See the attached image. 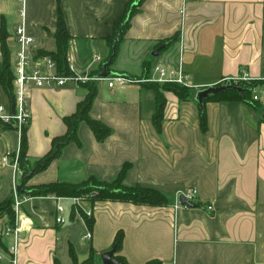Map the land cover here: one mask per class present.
<instances>
[{
  "label": "crops",
  "instance_id": "obj_1",
  "mask_svg": "<svg viewBox=\"0 0 264 264\" xmlns=\"http://www.w3.org/2000/svg\"><path fill=\"white\" fill-rule=\"evenodd\" d=\"M132 1L136 6L109 69L141 77L156 75V66L179 67L190 84L188 96L163 92L157 128L155 91L148 84L94 82L88 114L106 124L109 135L97 140L81 120L77 139L62 145L24 185L80 184L91 177L109 182L127 164L123 184L155 187L168 203L98 199L91 202L88 227L75 214L71 217L70 199L60 200L65 221L56 223L59 200L51 194H24L16 220L14 216L20 229L15 253L10 261L3 256L0 264H74L73 256L82 263L91 252L93 264H101L100 253L111 249L118 231L122 240L113 256L128 264L154 259L161 264H264V108L242 100L208 99L202 126L193 97L196 88L242 72L264 81V0ZM126 7L127 0H0L10 61L17 24L23 23L34 37L36 51H53L61 14L76 70L95 76L111 53ZM162 44L158 55H151ZM87 92L85 84L73 82L28 90L30 119L24 133L31 167L49 153L55 138L67 133L64 118L76 112ZM8 103L0 86V105ZM20 146L17 131L0 126V203L12 194ZM187 187L197 190L193 206L176 204V194ZM87 229L90 240L82 238ZM2 240L7 248L12 244V236Z\"/></svg>",
  "mask_w": 264,
  "mask_h": 264
},
{
  "label": "trees",
  "instance_id": "obj_2",
  "mask_svg": "<svg viewBox=\"0 0 264 264\" xmlns=\"http://www.w3.org/2000/svg\"><path fill=\"white\" fill-rule=\"evenodd\" d=\"M140 1V0H136ZM136 4H133L132 0H127V7L125 8V12L121 17V20L117 23V30L122 26V31L124 27L128 24L129 18L135 8ZM117 34V33H116ZM115 34V35H116ZM8 33L6 30V25L4 20L1 18L0 20V49L2 58L0 60V86L7 95V98L10 102L9 96L12 95L13 92V76L11 71V61H10V52L8 50V46L6 43ZM69 39V35L66 31L65 24L62 18V15L58 16L57 30L54 35L55 40V50L53 51H37V55H47L54 59L57 63L58 69L60 72H67L65 66V55L67 52V41ZM113 40L111 42L112 46ZM111 54V53H110ZM110 56V55H109ZM107 60V59H106ZM233 82V81H232ZM261 81H249L244 82L240 81L237 84L243 88V93L229 89L224 92L218 93L215 96H211L209 99H219V100H242L249 104H253L256 107L260 108V104L258 102L252 101L250 98V92L252 86L260 83ZM155 91V112L153 116V122L155 127H160V122L163 114V109L165 106V97L163 95L164 91H172L179 98H186L188 96V88H185L176 83H146ZM85 86L88 89L87 94L84 99L78 104L76 112L68 117L64 118L65 124L67 125V133L61 137L55 138L52 142V148L49 153L44 156L42 159L38 161V163L44 162V164L52 157H54L58 152L62 145L76 140V127L77 124L84 120L89 128L92 130L96 139L102 141L105 139L109 133L110 128L99 120H95L90 118L88 114L89 106L92 102V99L95 95V87L93 82L85 83ZM201 111V124L202 126L205 124L204 117V109ZM25 132V130H24ZM23 132L21 137V146H20V156H19V166L24 171L21 179L25 178L26 175L31 171V166L26 161L25 156V148H26V140L25 133ZM41 166H37L33 172L38 170ZM128 169L127 164H124L119 170L115 179L109 182L98 181L95 178H89L88 180L80 183V184H72L66 182H51L47 184H41L32 187H25V182L27 178L24 180V184L19 193L28 194L32 196L39 195H48L51 194L55 197H75V196H83L88 194L91 191H96V196L91 199V202L98 199H107L112 201H130L138 204H148L152 206H161L168 203V198L155 187L148 185L135 184L131 186H127L123 184V177ZM32 175V174H31ZM30 175V176H31ZM29 176V177H30ZM28 177V178H29ZM12 196L7 198L5 201L0 203V221L4 220L10 224L14 225V211L12 207ZM73 211L71 212V217L73 218ZM84 221L88 227H90V223L92 221V217L84 216ZM122 240V232L118 231L114 237L111 249H113V253L116 252L121 244ZM0 248L3 251L8 252V248L4 244L2 240V236L0 235ZM117 260L122 261L125 264H128L121 256H114ZM74 264H93V253L91 252V256L89 259L82 263H77L76 258L73 256ZM55 264H58L55 262ZM145 264H161L159 260H149Z\"/></svg>",
  "mask_w": 264,
  "mask_h": 264
},
{
  "label": "built area",
  "instance_id": "obj_3",
  "mask_svg": "<svg viewBox=\"0 0 264 264\" xmlns=\"http://www.w3.org/2000/svg\"><path fill=\"white\" fill-rule=\"evenodd\" d=\"M19 13L23 16V7H21ZM15 36L16 50L14 58L11 60V71L13 76L12 101L14 106L12 109L11 101L6 106L0 105V126H12L17 131L19 138L22 137V134L29 123L30 112L27 104V95L28 90L32 87L52 88L64 86L68 82L85 84L101 80H106L109 86L114 84L124 85L125 83L130 82L176 83L187 87L190 86L186 75L179 67L167 68L163 66H156L154 69L156 75L154 76L147 75L144 77H129L124 74L114 73L107 77H98V75L90 77L76 70L75 63L68 52H66L65 55V66L67 69L65 74L59 71L56 61L50 56L37 55V51L34 48L35 39L32 35L26 32L23 23L16 25ZM250 80L252 79L246 72H242L239 77L232 79L234 84H237L240 81L249 82ZM250 95L252 101L260 103V105L264 108V82L252 86ZM13 167L15 169V173L13 175L11 196L13 200L12 207L16 220L19 209L22 203L26 200V195L21 194L16 190V186L20 182L19 178H22L24 173L18 164L17 157L14 159ZM179 194L187 200L193 201L197 195V190L194 187H187L182 191H178L176 197ZM95 196L96 191H91L86 195L75 197L54 196L57 200H59L55 209L56 223H63L65 221L64 214L66 211L60 200L70 199L72 201L71 211H73L78 219L84 221V216L93 217V205L91 203V199ZM206 208L208 210L213 209L212 205H207ZM15 220L13 226L8 224L5 220H2V224L0 226V235L2 237L12 236V244L8 247V251L12 255H14L19 241L18 232L20 230ZM82 238L90 240L91 231L87 229ZM1 257L2 255L0 253V258Z\"/></svg>",
  "mask_w": 264,
  "mask_h": 264
},
{
  "label": "water",
  "instance_id": "obj_4",
  "mask_svg": "<svg viewBox=\"0 0 264 264\" xmlns=\"http://www.w3.org/2000/svg\"><path fill=\"white\" fill-rule=\"evenodd\" d=\"M122 26L119 28L118 33L114 37V40H113V43H112V46H111V54L108 57V59L102 64L101 70L97 74L98 77H107V76H110V75L114 74L109 69V65L111 64L113 58L116 55L117 45H118V42H119V38L121 37V34H122ZM164 46H165V44H162L159 47H157L156 49H154L151 52V55H153V56L158 55L159 50L162 49ZM229 89H233V90L239 92L240 94L243 93V88L240 85L234 84L231 80L227 79L223 83L221 82V83H218V84H215V85H209V86H203V87L196 88L193 97H194L195 101L197 102L200 110H203L205 102L211 96H215L218 93L224 92V91L229 90ZM9 99L11 101V108L13 109L14 104H13V101H12V95L9 96ZM261 118L264 119V113L261 115ZM43 165H44V162L37 163L34 167L31 168V171L26 175L25 178H28L33 173L34 169L37 166H43ZM25 178L21 179V181L16 186V190L18 192L21 191L22 186L24 184ZM176 203L178 205L193 206L191 201L187 200L181 194L177 195ZM99 257H100L101 264H125L122 261L117 260L113 256V249H109V250L101 252Z\"/></svg>",
  "mask_w": 264,
  "mask_h": 264
},
{
  "label": "rangeland",
  "instance_id": "obj_5",
  "mask_svg": "<svg viewBox=\"0 0 264 264\" xmlns=\"http://www.w3.org/2000/svg\"><path fill=\"white\" fill-rule=\"evenodd\" d=\"M147 75H149V74H146L145 76H147ZM141 77H144V76H141ZM252 79V78H251ZM253 80H255V81H259V80H256V79H252V80H250V81H253ZM232 81V80H231ZM264 81H261L260 83H258V84H261V83H263ZM149 83H156V82H149ZM233 83H234V81H233ZM159 85H160V83H158ZM181 86H183V87H185V88H188L187 86H184V85H181ZM250 94H251V92H250ZM260 104V103H259ZM261 106V105H260ZM262 107V106H261ZM82 196V195H81ZM87 203V202H86ZM85 203V204H86ZM88 205V204H87ZM5 220V219H4ZM2 221H0V226H1V223ZM0 253H1V255H2V257L3 256H6V257H8L9 258V261L11 260V254H10V252L8 251V252H6V251H3L1 248H0ZM1 257V258H2ZM1 258H0V260H1Z\"/></svg>",
  "mask_w": 264,
  "mask_h": 264
}]
</instances>
